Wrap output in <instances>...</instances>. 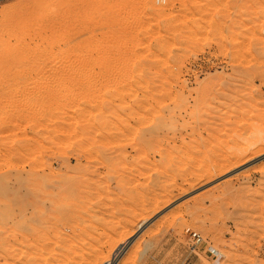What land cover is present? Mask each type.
Masks as SVG:
<instances>
[{"label": "rangeland", "instance_id": "obj_1", "mask_svg": "<svg viewBox=\"0 0 264 264\" xmlns=\"http://www.w3.org/2000/svg\"><path fill=\"white\" fill-rule=\"evenodd\" d=\"M0 224V264H264V0H0Z\"/></svg>", "mask_w": 264, "mask_h": 264}, {"label": "built area", "instance_id": "obj_2", "mask_svg": "<svg viewBox=\"0 0 264 264\" xmlns=\"http://www.w3.org/2000/svg\"><path fill=\"white\" fill-rule=\"evenodd\" d=\"M186 233L190 236V239L194 247H198L204 244V239L201 237L200 234L190 231V230H187ZM209 252L212 255V257H215V258L218 257L217 256L218 252L216 250L211 249Z\"/></svg>", "mask_w": 264, "mask_h": 264}, {"label": "bare ground", "instance_id": "obj_3", "mask_svg": "<svg viewBox=\"0 0 264 264\" xmlns=\"http://www.w3.org/2000/svg\"><path fill=\"white\" fill-rule=\"evenodd\" d=\"M23 192V191H22ZM30 210V209H29ZM9 220V219H8ZM18 221V220H17ZM16 222V221H15ZM12 223V222H11ZM1 225V224H0ZM5 226V225H4ZM7 226V225H6ZM18 226V225H17ZM11 228V227H10ZM4 229V228H3ZM9 229V228H8ZM31 230V229H30ZM5 231V230H4ZM8 231V230H7ZM12 231H14V230H12ZM43 231V230H42ZM26 232V231H25ZM8 233V232H7ZM11 233V232H10ZM42 233V232H41ZM4 234H6V232L4 233ZM17 234V233H16ZM23 234V233H22ZM12 235V234H11ZM5 236H7V234L5 235ZM5 236L3 237V238H5ZM16 236V235H15ZM23 236V235H22ZM25 236V235H24ZM13 238V237H12ZM4 241H5V239H4ZM27 241V240H26ZM6 243V242H5ZM24 243V242H23ZM27 243V242H26ZM9 244V243H8ZM13 244V243H12ZM26 246V245H25ZM7 247V246H6ZM10 247V246H9ZM8 247V248H9ZM15 247V246H14ZM124 248H125V246H124ZM10 249V248H9ZM8 249V250H9ZM122 250V247L121 248H119V250L117 251V253H119L120 251ZM114 260V258L108 263V264H113V261Z\"/></svg>", "mask_w": 264, "mask_h": 264}, {"label": "water", "instance_id": "obj_4", "mask_svg": "<svg viewBox=\"0 0 264 264\" xmlns=\"http://www.w3.org/2000/svg\"><path fill=\"white\" fill-rule=\"evenodd\" d=\"M134 239H135V238H133L132 240H130L129 243L133 242Z\"/></svg>", "mask_w": 264, "mask_h": 264}, {"label": "crops", "instance_id": "obj_5", "mask_svg": "<svg viewBox=\"0 0 264 264\" xmlns=\"http://www.w3.org/2000/svg\"><path fill=\"white\" fill-rule=\"evenodd\" d=\"M130 244V243H129Z\"/></svg>", "mask_w": 264, "mask_h": 264}]
</instances>
